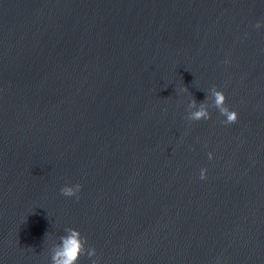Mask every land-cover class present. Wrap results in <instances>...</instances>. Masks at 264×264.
I'll list each match as a JSON object with an SVG mask.
<instances>
[{
  "label": "water",
  "instance_id": "95a60500",
  "mask_svg": "<svg viewBox=\"0 0 264 264\" xmlns=\"http://www.w3.org/2000/svg\"><path fill=\"white\" fill-rule=\"evenodd\" d=\"M213 85L236 123L185 118ZM66 228L78 264H264V0H0V264Z\"/></svg>",
  "mask_w": 264,
  "mask_h": 264
},
{
  "label": "clouds",
  "instance_id": "9594fccd",
  "mask_svg": "<svg viewBox=\"0 0 264 264\" xmlns=\"http://www.w3.org/2000/svg\"><path fill=\"white\" fill-rule=\"evenodd\" d=\"M261 23L257 22L255 27L259 29ZM182 91H188L187 87H184ZM209 99L211 103H209ZM209 108L218 110L221 116L225 117L222 121L225 125L234 124L238 120V114L234 110L226 105V96L222 90L213 85L206 93V98L203 102L198 103L193 97L187 105L188 121H201L211 119V113ZM208 158L212 159V153H208ZM207 169H201L200 179H206ZM82 190V185H65L60 189L61 195L65 197H76L79 199L78 193ZM65 235L59 237L61 243L54 244L51 249V264H78V261L82 255H86L89 258L96 256V250L94 248H86L87 238L82 236L81 233L73 228H66ZM92 264H98V261L93 259Z\"/></svg>",
  "mask_w": 264,
  "mask_h": 264
}]
</instances>
